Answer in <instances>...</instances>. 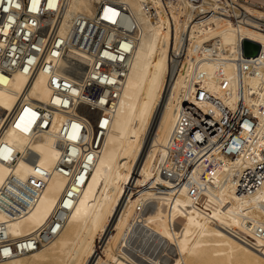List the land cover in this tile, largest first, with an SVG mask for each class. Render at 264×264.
<instances>
[{"label":"bare ground","instance_id":"obj_1","mask_svg":"<svg viewBox=\"0 0 264 264\" xmlns=\"http://www.w3.org/2000/svg\"><path fill=\"white\" fill-rule=\"evenodd\" d=\"M197 1L166 0L167 10L163 0H60L62 46L42 59L17 56L11 75L0 73L8 87H0V264H89L113 210L93 264H264V170L256 181L247 175L264 161V25L232 16L264 20V0ZM6 5L0 0V33L10 34ZM75 24L84 38L89 24L110 41L121 32V50L109 42L94 59L82 41L73 44ZM241 56L250 62L239 87L230 60ZM104 57L114 61L107 70ZM72 60L88 66L82 77L61 70ZM50 65L63 83L50 82ZM92 80L103 87L93 101L82 92ZM210 96L231 117L238 103L247 107L242 127L220 151L205 141L178 146L184 104L220 116ZM85 101L101 107L100 126L75 111Z\"/></svg>","mask_w":264,"mask_h":264},{"label":"built area","instance_id":"obj_2","mask_svg":"<svg viewBox=\"0 0 264 264\" xmlns=\"http://www.w3.org/2000/svg\"><path fill=\"white\" fill-rule=\"evenodd\" d=\"M7 5V9L3 12H8V16L10 14H13V21H11L10 27L12 28L10 34H3L0 33V39L1 41L5 40V44L3 47H0V73L2 75L10 76L12 73V69L14 67L13 61L17 58V56H22L24 58L23 63L27 62V59L30 55L36 54L38 58L42 59L43 54L51 48V47H58L59 45L62 46V41L58 42L57 40V33L58 28L60 26V14L59 12V2L60 0H3ZM244 1V0H239ZM246 1V0H245ZM52 3L53 5L49 4ZM15 3H18L20 8H17L14 6ZM163 3L165 4L167 10V2L166 0H163ZM254 5L260 6L257 3H254ZM45 6V7H44ZM48 6V7H46ZM230 11L235 10L234 7L228 6ZM152 8V7H151ZM148 9V8H147ZM2 11V10H1ZM59 12V14H58ZM4 14H0V20L4 19L6 17L3 16ZM168 16L171 17L170 12H168ZM234 19L239 18H249L251 20H255L262 25H264V20H259L254 17L252 14H248L247 12H240L236 13V16L232 15ZM95 17V16H94ZM126 18V17H124ZM8 20V19H7ZM35 21L36 25H32L31 21ZM122 22H126V20H122ZM96 23V18L95 22ZM120 29H124L123 31H130L129 29H125L123 25H116ZM32 27V28H31ZM77 24L72 25L71 29L69 30L72 34V37L75 38L74 45L77 44L79 41H82V46L85 47V49L90 50L93 54L94 59L97 57H102L101 52L99 54H96L97 51L102 49H110L111 47L108 46L109 42H111V45L114 47L113 50H121L120 45H117L118 38L124 37V35L121 32H115L111 36H113V39L109 40V35L107 34V31L104 29H92L93 25L89 24L87 27V31L85 32L89 34L91 31V34L89 37L84 38L81 35V30L76 29ZM84 28V27H83ZM82 28V29H83ZM29 29H33L28 32ZM263 30L264 28L261 27ZM264 31V30H263ZM95 40V41H94ZM79 46V45H78ZM42 49V51L38 49ZM117 48V49H116ZM260 48V46H259ZM177 58V56H175ZM243 59H246L245 57H237L235 59L230 60L233 64V66L236 68L237 74H238V82L237 84L239 87H241L242 80L240 79V75H242V71L247 69V67L242 65L243 62H246L249 64V60L244 61ZM104 60L102 62L103 66L101 67V70H107L108 63L111 61L104 57ZM125 58H123V61ZM77 60H72V64L70 67L67 66H61V70L64 72H68L69 74H72L74 76H77L78 74L81 75L82 73L87 70L88 67L86 64H83L82 62H76ZM122 62V60H120ZM176 60L169 61V65L172 66L175 65ZM111 63H114L112 60ZM77 65V66H76ZM99 66V65H97ZM120 69V67H117ZM50 72V76H52L50 82H61L63 83V77L59 75L58 77L55 76L56 73H60L57 71H54V67L50 65L48 68ZM62 74V73H60ZM65 76L64 74H62ZM67 76V75H66ZM80 78V77H79ZM54 80V81H53ZM108 87L110 85L106 84ZM1 88H8L6 85H3L0 83ZM113 88V87H111ZM111 88H109L111 90ZM24 92V91H23ZM83 94L87 96L88 99L91 101L95 100L100 94L103 93V87L101 83H97L95 81H91L90 83H87L84 85L83 88ZM199 98H207L208 94L203 89H198L197 93ZM239 94L241 95V92L239 91ZM112 99H116V93H113L110 97ZM108 97V99H110ZM210 100H212V103L217 106V109H220L218 118L214 117H206V115L203 113L202 110L199 108L193 106V105H183L181 108V111L183 113L182 117V124L184 126L185 133L181 135V139L179 140V145H187L191 146V143L196 142L198 144L203 143L205 141V144L208 143L210 146L215 145L218 151L222 150L226 145L227 142L230 140V138L238 133V129L242 127V123L245 119L247 114H249L247 107L242 105V103H238L236 107V113L234 117L232 116V111L228 109L224 104H220L219 100L215 99L213 96L209 97ZM22 100H25V96L20 94L17 97L16 103L13 107V109L7 114L5 117V121L1 123V126H6L7 123L9 124L10 121L13 120V117L18 110L20 106V102ZM102 105H105L103 103ZM24 108H22L23 110ZM75 111L83 116H86L93 127L96 128V126H100L99 123H97V119L99 116L103 113L101 110V107L98 105H92L90 102H79L77 105H75ZM222 118V121L219 123V120ZM253 126L255 122H252ZM33 125H36V120L33 122ZM257 126V124H256ZM85 131V129H82ZM81 131V129H80ZM80 133V132H79ZM83 133V132H82ZM180 134V133H179ZM80 135V136H79ZM79 138L81 137V133L78 134ZM215 136L216 139L211 140L210 137ZM174 135L171 136V141L173 140ZM207 139V140H206ZM209 139V141H208ZM177 139H174L173 142H177ZM174 151L179 152V149L177 146L173 147ZM30 154L34 157L35 154H33L30 151ZM29 156V157H32ZM262 157L264 158V151H262ZM1 158V157H0ZM30 159V158H28ZM32 160V158L30 159ZM34 161V160H33ZM32 161V162H33ZM259 167L253 168L250 170H247V175H249V180L256 181L258 178V175H260V171L264 170V161L261 163ZM170 178H173L172 176H169ZM11 180L16 182L15 178L12 177ZM23 187L22 191L26 196H29L28 189L25 188L23 184H21V188ZM242 190H244L242 188ZM14 200L16 202H21L22 205H26L25 201L22 200V198L15 197ZM56 219L55 217H51L50 220ZM41 231V232H40ZM40 231H38V234L40 235V240H43L44 242L47 241L45 238L46 233V226L42 228ZM49 237V236H48ZM40 244V242L36 243V246ZM41 245V244H40ZM26 251V250H24ZM18 252H20L18 250Z\"/></svg>","mask_w":264,"mask_h":264},{"label":"rangeland","instance_id":"obj_3","mask_svg":"<svg viewBox=\"0 0 264 264\" xmlns=\"http://www.w3.org/2000/svg\"><path fill=\"white\" fill-rule=\"evenodd\" d=\"M201 1H203V0H201ZM200 0H198L197 2H196V4H201L202 5V3L203 2H201ZM119 210V209H118ZM118 210H117V212H118ZM114 216H116V212L113 210L112 212H111V214H110V216H109V218H108V221L105 223V225L103 226V228H102V230H101V232H100V234H99V236H98V238H97V241H96V243H95V246H94V248H96L95 249V251L94 252H92L91 254H90V256H89V258H88V261H89V264H93V262L95 261V259L96 258H98V256L102 253V251L104 250V247H105V245H106V242H105V240H106V229H107V227L109 226V224H110V220H111V218H113ZM41 230V229H40ZM39 230V231H40ZM41 232V231H40ZM104 242H105V244H104ZM37 246H40V244H38ZM87 261V262H88Z\"/></svg>","mask_w":264,"mask_h":264},{"label":"water","instance_id":"obj_4","mask_svg":"<svg viewBox=\"0 0 264 264\" xmlns=\"http://www.w3.org/2000/svg\"><path fill=\"white\" fill-rule=\"evenodd\" d=\"M243 45L245 46V43Z\"/></svg>","mask_w":264,"mask_h":264},{"label":"snow or ice","instance_id":"obj_5","mask_svg":"<svg viewBox=\"0 0 264 264\" xmlns=\"http://www.w3.org/2000/svg\"><path fill=\"white\" fill-rule=\"evenodd\" d=\"M19 5H17V7H18Z\"/></svg>","mask_w":264,"mask_h":264}]
</instances>
